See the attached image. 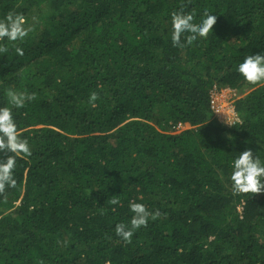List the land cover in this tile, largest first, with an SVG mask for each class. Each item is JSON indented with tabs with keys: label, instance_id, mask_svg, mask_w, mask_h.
Instances as JSON below:
<instances>
[{
	"label": "trees",
	"instance_id": "16d2710c",
	"mask_svg": "<svg viewBox=\"0 0 264 264\" xmlns=\"http://www.w3.org/2000/svg\"><path fill=\"white\" fill-rule=\"evenodd\" d=\"M181 8L216 16L191 47L170 40ZM9 13L31 31L0 41V106L35 99L13 109L32 151L0 196V264H264V192L228 178L238 152L264 160V84L235 71L264 49V0H0ZM213 86L240 123L213 116ZM130 202L160 215L125 243Z\"/></svg>",
	"mask_w": 264,
	"mask_h": 264
},
{
	"label": "clouds",
	"instance_id": "9594fccd",
	"mask_svg": "<svg viewBox=\"0 0 264 264\" xmlns=\"http://www.w3.org/2000/svg\"><path fill=\"white\" fill-rule=\"evenodd\" d=\"M216 16L205 11L199 20L195 11L180 10L171 13L170 40L174 47L184 48L197 44L206 39ZM26 18L17 13H9L0 19V41L7 40L16 44L28 37L31 27H26ZM6 47H0V53L6 52ZM19 56L24 55L21 47H16ZM236 73L249 84H264V49L243 57L235 65ZM7 105L0 106V196L6 189L17 186L16 169L18 156H30L29 140L18 132V125L14 118L13 109H22L26 103L35 99L33 94L9 89L7 91ZM98 95H89V104L95 106ZM238 122V121H236ZM229 180L234 195L242 193L264 192V160L254 154L253 149L247 148L235 155L230 162ZM110 203L117 205L119 199L113 198ZM129 209L132 216L127 223L119 222L114 226L115 235L125 243H131L136 231L148 226L149 220H155L159 212H151L142 203L130 202Z\"/></svg>",
	"mask_w": 264,
	"mask_h": 264
},
{
	"label": "built area",
	"instance_id": "2783aa9c",
	"mask_svg": "<svg viewBox=\"0 0 264 264\" xmlns=\"http://www.w3.org/2000/svg\"><path fill=\"white\" fill-rule=\"evenodd\" d=\"M237 97L236 91L229 87L213 86L209 94V107L213 116L226 126L240 123L241 119L234 109V101ZM238 121V122H236ZM176 129H185L181 123L174 126ZM241 212V207H238Z\"/></svg>",
	"mask_w": 264,
	"mask_h": 264
}]
</instances>
